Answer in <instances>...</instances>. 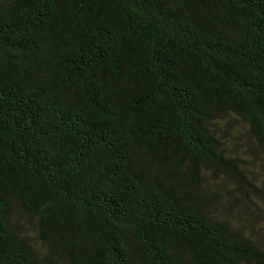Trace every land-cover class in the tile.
Masks as SVG:
<instances>
[{
    "label": "trees",
    "instance_id": "1",
    "mask_svg": "<svg viewBox=\"0 0 264 264\" xmlns=\"http://www.w3.org/2000/svg\"><path fill=\"white\" fill-rule=\"evenodd\" d=\"M0 264H264V0H0Z\"/></svg>",
    "mask_w": 264,
    "mask_h": 264
}]
</instances>
